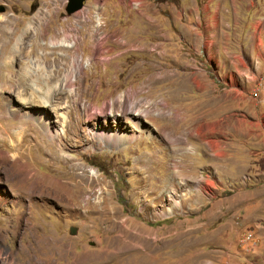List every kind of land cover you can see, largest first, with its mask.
I'll list each match as a JSON object with an SVG mask.
<instances>
[{"label":"rangeland","instance_id":"374dc122","mask_svg":"<svg viewBox=\"0 0 264 264\" xmlns=\"http://www.w3.org/2000/svg\"><path fill=\"white\" fill-rule=\"evenodd\" d=\"M67 5L0 0V264H264V0ZM32 87L52 139L12 111Z\"/></svg>","mask_w":264,"mask_h":264},{"label":"bare ground","instance_id":"6f19581e","mask_svg":"<svg viewBox=\"0 0 264 264\" xmlns=\"http://www.w3.org/2000/svg\"><path fill=\"white\" fill-rule=\"evenodd\" d=\"M19 23H17V25L15 26V28H17ZM91 24V22H90ZM11 25V23L9 21H5L4 24L0 23V26L3 28L2 31L5 35L9 36L8 38V41L4 42V46H3V52L5 53V56L6 55H12V60L15 59V57H17L18 55V52H19V45L18 43L16 44L15 46V49L14 48H11V45H13V40L14 38L16 37V35L18 34V32L16 31V29H12V31H8V27ZM21 25V24H20ZM28 28H26V30H24V34H27L28 32ZM44 29L45 31L47 32V26L45 25L44 26ZM20 30V28H19ZM15 45V44H14ZM14 49L17 53L15 54ZM21 55V54H20ZM4 58V56H3ZM8 58V57H7ZM22 58V57H21ZM11 60V58H10ZM6 61V60H5ZM18 61V59H17ZM20 62V61H19ZM21 63V62H20ZM22 64V67L24 63H21ZM10 65V64H9ZM76 66V65H75ZM10 68V67H9ZM1 69V68H0ZM27 71V70H26ZM30 71V70H29ZM28 73V72H27ZM12 74H15V73H12ZM5 75V74H4ZM7 75V74H6ZM2 77V76H1ZM7 77V76H6ZM5 77V78H6ZM5 80V79H4ZM8 80V79H7ZM41 80V78H40ZM3 81V80H2ZM6 81V80H5ZM10 82V80L8 81ZM12 83V81H11ZM71 86V85H70ZM3 88V87H2ZM70 88V87H69ZM75 88V87H74ZM7 91H8V88H6ZM5 89V90H6ZM3 90V89H2ZM51 89L48 90L47 92H43L41 93V90H38L36 89L35 87H32L30 91L24 93V92H19L16 99L13 100V105H12V111L13 113L15 114V116L19 119L21 118H25L29 115H31V117H33L35 120L38 121V124H41L43 126V128H45L44 130H47L48 131V134L49 136L52 138L53 137V131L51 130V127L53 126L54 122H52L51 120V111H50V107H52L50 104H51ZM73 92V91H72ZM59 96V95H58ZM58 98V97H57ZM59 100V99H58ZM12 101V100H11ZM34 104L36 103V105H30V104ZM53 103V102H52ZM30 106V110H27V107ZM54 107V106H53ZM59 107V106H58ZM57 108V107H56ZM60 109V108H59ZM113 109V108H112ZM97 110V109H96ZM142 110V109H141ZM76 111V109H75ZM137 111V110H135ZM140 111V110H139ZM147 111V110H146ZM124 112V111H123ZM138 112V111H137ZM136 112V113H137ZM151 112V111H150ZM72 113V112H71ZM62 114V113H61ZM142 115V114H141ZM140 115V116H141ZM117 116V115H114V117ZM139 117V115H137ZM68 117V116H67ZM67 117L65 116V114H62V118H63V129L65 131V127H67ZM142 117V116H141ZM140 117V118H141ZM92 120H96V117H91ZM69 121V120H68ZM70 122V121H69ZM40 125V126H41ZM101 129L100 132L99 131H96L95 133V137H100L101 139L103 140H108L109 142H112L113 144H121V143H125V142H129V141H132V140H135L138 138V136H136L134 133L130 134V133H126V132H121L119 130H116V131H112V130H109L107 129L105 126L103 125H99ZM69 128V127H68ZM23 130L26 132V128L23 127ZM29 130V129H28ZM145 131V130H144ZM69 132V131H68ZM22 132L20 131L19 134H21ZM57 136V135H56ZM93 136V135H92ZM152 135L151 134H148V137H151ZM20 137V135H19ZM54 140H58L60 142V146H59V149L58 151H55L56 153L60 154L61 150L65 149L66 148V145H65V138H64V135L63 136H60L59 138H55ZM71 140V139H70ZM75 140V139H74ZM71 142V141H70ZM13 143V142H12ZM68 144V143H67ZM21 145V144H20ZM14 147V145H12ZM38 146V143L37 145ZM20 147V146H19ZM69 147V146H68ZM13 153V152H12ZM18 152H14V159L16 162L18 161H24L21 157H18ZM21 156V155H20ZM19 165L23 168L22 170V173L20 176H28L30 175V172H29V164L28 162L24 161L22 163L19 162ZM72 177V176H71ZM76 178V176H75ZM64 179V178H63ZM77 179V178H76ZM88 180V172H86L85 170H83V173H82V176L79 178V180L77 179V183L76 185L78 186V184H80V186H83L85 184V182H87ZM79 186V187H80ZM78 187V188H79ZM71 189V188H70ZM19 191V190H18ZM50 198V197H49ZM3 200H5V197H1L0 196V201L3 202ZM55 200V199H54ZM50 201V199H49ZM13 202H15V204H17V201L14 199ZM1 204V203H0ZM45 207V206H44ZM43 208V207H42ZM107 215V212L105 213V216ZM2 234V233H1ZM7 234V233H6ZM32 234V233H31ZM133 234V233H132ZM125 237H131V235L129 234V232H126L124 234ZM133 236V235H132ZM133 240L135 242H138V238L137 237H133ZM36 245V244H35ZM56 245H59V242L56 243ZM37 246V245H36ZM22 251H19L18 253L22 256V257H25L27 259L30 260V262L33 261V257L34 255L36 256L37 255V252H36V247H34V244L31 243L29 245H27L25 248L21 249ZM16 252V251H15ZM14 252V253H15ZM16 254V253H15ZM15 254H13V257L15 256ZM17 256V255H16ZM15 259V258H14ZM34 264V263H33Z\"/></svg>","mask_w":264,"mask_h":264},{"label":"water","instance_id":"95a60500","mask_svg":"<svg viewBox=\"0 0 264 264\" xmlns=\"http://www.w3.org/2000/svg\"><path fill=\"white\" fill-rule=\"evenodd\" d=\"M86 0H68L67 12L74 14L83 9Z\"/></svg>","mask_w":264,"mask_h":264},{"label":"built area","instance_id":"2783aa9c","mask_svg":"<svg viewBox=\"0 0 264 264\" xmlns=\"http://www.w3.org/2000/svg\"><path fill=\"white\" fill-rule=\"evenodd\" d=\"M251 237H252V236L250 235V236H249V239H251Z\"/></svg>","mask_w":264,"mask_h":264}]
</instances>
